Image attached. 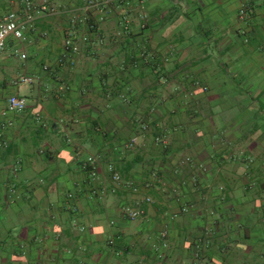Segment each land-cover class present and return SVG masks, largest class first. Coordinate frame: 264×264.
Listing matches in <instances>:
<instances>
[{
	"label": "crops",
	"instance_id": "0c3cea01",
	"mask_svg": "<svg viewBox=\"0 0 264 264\" xmlns=\"http://www.w3.org/2000/svg\"><path fill=\"white\" fill-rule=\"evenodd\" d=\"M48 1L0 54V264H264V0H118L72 54Z\"/></svg>",
	"mask_w": 264,
	"mask_h": 264
},
{
	"label": "built area",
	"instance_id": "2783aa9c",
	"mask_svg": "<svg viewBox=\"0 0 264 264\" xmlns=\"http://www.w3.org/2000/svg\"><path fill=\"white\" fill-rule=\"evenodd\" d=\"M115 1L118 0H84L77 10H74L70 18L69 29L65 39V54L76 53L80 50L79 42L87 41L89 36L87 34L79 35L78 30L82 27H86L91 31L98 30L100 24L105 21ZM58 10L59 8L55 4H51L48 0H43L41 3L35 2L34 0H22L21 9L19 11H10L0 16V54L5 50L7 41L10 37L16 39L25 38L27 29L33 26V22L37 16L46 13L54 14L57 13ZM94 14H97V16L93 18ZM21 56L24 58L25 54L22 53ZM20 81L31 82L32 77L22 76ZM8 104V109L13 112L23 111L27 106L26 98L16 94L9 97ZM137 140L138 137L133 136L126 143L127 147H133L137 143ZM157 141L166 143V141L161 138H157ZM97 162L96 158L90 155L84 163V168L92 178L98 174ZM107 169L111 173L113 180H121V174L115 170L112 164H110ZM155 175L156 173L153 172V178ZM133 189L137 190V187H133ZM93 193L96 194L99 192L93 189ZM151 200L152 198L149 196L145 198L146 202H151ZM123 210L130 219H137L145 215V210L141 206V203H138L135 207L125 205ZM109 242L113 243L114 240L111 238Z\"/></svg>",
	"mask_w": 264,
	"mask_h": 264
},
{
	"label": "rangeland",
	"instance_id": "374dc122",
	"mask_svg": "<svg viewBox=\"0 0 264 264\" xmlns=\"http://www.w3.org/2000/svg\"><path fill=\"white\" fill-rule=\"evenodd\" d=\"M253 153L254 152H245V155L243 157V159H245L243 163L247 166H252L260 162V165L264 166V152H259L256 156H254Z\"/></svg>",
	"mask_w": 264,
	"mask_h": 264
}]
</instances>
